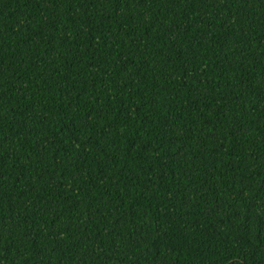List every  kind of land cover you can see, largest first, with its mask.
Returning a JSON list of instances; mask_svg holds the SVG:
<instances>
[{
  "label": "trees",
  "instance_id": "obj_1",
  "mask_svg": "<svg viewBox=\"0 0 264 264\" xmlns=\"http://www.w3.org/2000/svg\"><path fill=\"white\" fill-rule=\"evenodd\" d=\"M0 264H264V0H0Z\"/></svg>",
  "mask_w": 264,
  "mask_h": 264
}]
</instances>
